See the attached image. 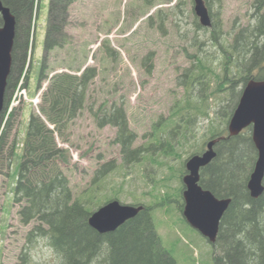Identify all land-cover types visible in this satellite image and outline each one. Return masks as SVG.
Wrapping results in <instances>:
<instances>
[{
    "label": "rangeland",
    "instance_id": "obj_1",
    "mask_svg": "<svg viewBox=\"0 0 264 264\" xmlns=\"http://www.w3.org/2000/svg\"><path fill=\"white\" fill-rule=\"evenodd\" d=\"M52 1L34 0L24 62L16 59L12 85L7 90V109L13 115L0 152V264L21 262L26 234L36 224L22 223L17 214L19 204L13 201L29 118L39 112L42 90L53 73L79 74L87 66L96 67L97 74L90 82L85 107L68 124L66 141L55 132L58 145L69 150L65 171L73 193L77 195L91 186L87 190L94 196L93 211L112 199L149 205L155 228L173 257V264H213V245L183 217L185 172L181 180L177 176L181 162L185 165L194 148L205 149L212 132L222 131L227 136L228 121L244 87L232 68L227 79L235 83L226 84L227 91L206 95L217 87L215 76L210 73L195 79L190 91L182 85L195 69L196 60L190 55L196 52L198 42H204L199 57L221 72L220 46L209 39L212 28L196 25L199 20L193 0H71L63 11V34H55L59 45L47 52L44 43L48 26L59 17L54 6L51 9ZM210 1L213 19L222 22L223 40H232L239 27L253 21L255 0ZM261 39L259 36L256 40ZM45 56L49 67L40 87L38 79ZM204 97L206 103L202 107L207 109L208 117L196 116L185 137L179 140L175 133L174 138L167 131L160 133L171 141L174 151L164 145L144 151L154 142L160 120L184 105L186 99L200 104ZM112 105H121L128 126L135 133L132 148H143L144 153H138L144 156L140 161H133L132 155L122 151L116 141V126H98L99 109L104 108L102 116ZM251 131L248 126L241 134L248 136ZM104 163L112 168L93 182ZM29 255L30 264H60L46 238H38Z\"/></svg>",
    "mask_w": 264,
    "mask_h": 264
},
{
    "label": "trees",
    "instance_id": "obj_2",
    "mask_svg": "<svg viewBox=\"0 0 264 264\" xmlns=\"http://www.w3.org/2000/svg\"><path fill=\"white\" fill-rule=\"evenodd\" d=\"M1 1L11 9L17 20L12 53L13 63L7 86L9 88L12 85L16 59L24 62L23 56L28 46L34 0ZM70 2L71 0L52 1L51 9L54 6L59 17L48 26L44 43V49L47 52L59 45V42L55 40V34H63V11L68 9ZM263 3L255 0L253 21L239 27L232 34V40L226 41L223 40L221 34L222 22L212 17L211 1L205 2L211 16L212 31L209 39L220 46L222 69L220 73L216 72L205 63L204 59L199 57L204 42H198L196 52L190 55L196 60L195 69H192L193 72L182 84L188 89L187 91H190L189 87L195 79H200L207 73L215 76L217 87L207 92L206 95L227 91L226 84L235 83L227 79L231 68V72L239 75L244 85L251 78H264ZM196 25L203 28L198 22ZM259 36L263 37L261 42L256 40ZM18 52L21 54L18 55ZM48 67L45 56L38 79L40 87ZM96 74L97 69L94 66L85 67L79 74L68 71L53 73L42 90L39 112L32 114L29 118L14 186L13 201L19 204L17 214L20 221L24 224L35 221L36 224L26 234L23 256L20 255L21 262L18 264H30L29 250L41 237L48 240L50 247L58 255L60 264L174 263L173 257L162 245L155 228L151 216L152 207L135 203L134 205L143 206L137 215L128 219L114 231L99 233L88 224V218L93 212L94 205V196L91 195V191L87 190L91 186L77 195L73 193L70 186L65 171L70 160L69 150L58 145L56 135H60L66 141L64 132L70 121L85 107L89 85ZM13 79L15 80L16 77ZM189 99H186L185 104L177 107L168 117L160 120L158 122L160 127L154 126L157 135L153 136L154 142H151L148 148H144V151H149L150 147L153 150L163 145L164 148L168 147L166 149L174 151L171 141L161 137L160 133L167 131L173 138L172 133H175L180 136V140L187 135L188 126L196 116L208 117L207 109L202 107L203 103H206V97L200 104L193 103ZM102 109L100 108L97 113L98 126L106 123L116 126V141L121 144L122 151L132 155L133 161H140L144 158L143 148H132L135 133L130 130L121 105L110 106L101 116ZM6 110L5 105L0 113V152L4 144L3 137L9 132L12 124L13 111L6 117ZM49 124L53 127L51 128ZM180 127L181 135L179 134ZM222 134V131L215 130L207 142L223 136ZM214 149L215 157L200 169L199 183L217 197H230L231 203L220 221L218 238L213 247V264H264V193L254 199L250 197L247 189V181L257 157V150L251 135L246 136L239 133L235 136L220 138L214 144ZM203 150L194 148L190 154L201 153ZM139 152L143 153L139 155ZM175 155L179 154L175 153ZM184 166L183 161L177 170L179 179L185 172ZM111 168V164L104 163L102 168L98 169L99 174L96 171L93 182ZM181 186L179 185L180 190Z\"/></svg>",
    "mask_w": 264,
    "mask_h": 264
},
{
    "label": "water",
    "instance_id": "obj_3",
    "mask_svg": "<svg viewBox=\"0 0 264 264\" xmlns=\"http://www.w3.org/2000/svg\"><path fill=\"white\" fill-rule=\"evenodd\" d=\"M194 12L200 25L211 26V16L205 0H193ZM0 112L4 107V97L12 66V50L15 39L16 18L8 6L0 0ZM251 125V137L257 150L253 170L247 181V189L252 198L264 192V79H249L241 92L238 103L227 125L228 136L238 135ZM221 137L210 139L201 153L189 156L185 162L183 182L182 214L187 223L198 230L208 242L215 241L221 218L231 203L230 197H217L200 182V169L215 157L214 144ZM224 138V137H222ZM143 209L142 205L122 203L112 199L93 211L88 224L99 233L116 230L128 219Z\"/></svg>",
    "mask_w": 264,
    "mask_h": 264
},
{
    "label": "flooded vegetation",
    "instance_id": "obj_4",
    "mask_svg": "<svg viewBox=\"0 0 264 264\" xmlns=\"http://www.w3.org/2000/svg\"><path fill=\"white\" fill-rule=\"evenodd\" d=\"M4 5H5V4H4ZM5 6H6V5H5ZM10 10H11V9H10ZM11 12H12V11H11ZM12 13H13V12H12ZM13 14H14V13H13ZM14 15H15V14H14ZM15 18H16V16H15ZM16 24H17V20H16ZM0 25H2V19H1V16H0ZM15 33H16V29H15ZM14 40H15V39H14ZM12 53H13V50H12ZM12 61H13V54H12ZM12 63H13V62H12ZM11 69H12V66H11ZM10 73H11V72H10ZM9 75H10V74H9ZM8 78H9V77H8ZM7 86H8V81H7ZM7 86H6V92H5V97H4V107H5V105L8 107V102H7V101H8V99H9V97L7 96V90H8ZM4 107H3V110H4ZM3 110H2V111H3ZM7 110H8V109H7ZM7 110H6V112H7L6 117L8 116V113L11 112L10 109H9L10 111H9V110L7 111ZM2 111H1V112H2ZM1 112H0V113H1ZM6 117H5V118H6ZM249 126H251V125H249ZM0 130H1V129H0ZM242 131H243V130H242ZM242 131H241V132H242ZM241 132H240V133H241ZM227 136H228V134H227ZM220 137L222 138V137H226V136H220ZM251 138H252V137H251ZM11 161H12V160H10L9 166H10V164H11ZM263 183H264V182H263ZM263 193H264V192H263ZM250 197H251V196H250ZM251 198H252V197H251ZM257 198H258V197H257ZM254 199H256V198H254ZM140 211H141V210H140ZM140 211H139V212H140ZM217 238H218V234H217V237H216L215 241L211 243V244L213 245V247H214L215 244H216Z\"/></svg>",
    "mask_w": 264,
    "mask_h": 264
}]
</instances>
